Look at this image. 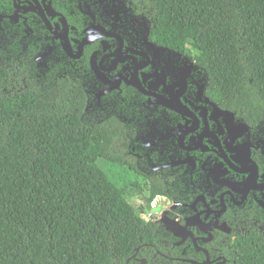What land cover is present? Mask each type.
I'll return each instance as SVG.
<instances>
[{"label":"flooded vegetation","instance_id":"flooded-vegetation-1","mask_svg":"<svg viewBox=\"0 0 264 264\" xmlns=\"http://www.w3.org/2000/svg\"><path fill=\"white\" fill-rule=\"evenodd\" d=\"M150 27L130 0H0V64L83 92L80 117L108 128L102 162L145 222L124 264H231L245 236L264 239V120L220 106L205 69Z\"/></svg>","mask_w":264,"mask_h":264},{"label":"trees","instance_id":"trees-1","mask_svg":"<svg viewBox=\"0 0 264 264\" xmlns=\"http://www.w3.org/2000/svg\"><path fill=\"white\" fill-rule=\"evenodd\" d=\"M130 1L151 17V39L205 69L212 99L264 120V0ZM16 77L0 64V264H124L145 222L97 164L116 158L108 128L80 117L83 92ZM255 236L231 264H264Z\"/></svg>","mask_w":264,"mask_h":264},{"label":"rangeland","instance_id":"rangeland-1","mask_svg":"<svg viewBox=\"0 0 264 264\" xmlns=\"http://www.w3.org/2000/svg\"><path fill=\"white\" fill-rule=\"evenodd\" d=\"M97 164L100 166V167H102V168H109L108 170H109V172H110V174L111 175H115L119 170H114L115 168H114V165H111L109 162H107V161H104V163L102 162V160L101 159H99L98 161H97ZM104 165H106V167L104 166ZM106 168V169H107Z\"/></svg>","mask_w":264,"mask_h":264}]
</instances>
